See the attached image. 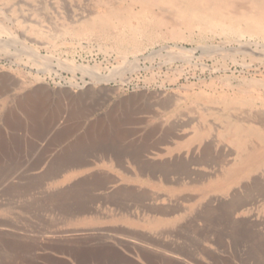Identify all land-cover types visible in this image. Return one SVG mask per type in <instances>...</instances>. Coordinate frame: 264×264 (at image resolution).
<instances>
[{
    "label": "rangeland",
    "instance_id": "1",
    "mask_svg": "<svg viewBox=\"0 0 264 264\" xmlns=\"http://www.w3.org/2000/svg\"><path fill=\"white\" fill-rule=\"evenodd\" d=\"M253 1L221 0L237 16ZM108 2L129 9L0 0V264H264V163L218 180L239 157L223 116L264 114V38L189 29L161 5L131 10L139 52L77 37Z\"/></svg>",
    "mask_w": 264,
    "mask_h": 264
},
{
    "label": "bare ground",
    "instance_id": "2",
    "mask_svg": "<svg viewBox=\"0 0 264 264\" xmlns=\"http://www.w3.org/2000/svg\"><path fill=\"white\" fill-rule=\"evenodd\" d=\"M123 1H127V4L129 5L128 6L129 9L126 11V13L121 11L122 7H124L123 4L115 5L114 3H109V2L105 3L97 9L95 15H93L92 17H87L86 19L83 18L81 20L80 26L77 28L74 34L80 38H83L82 36H85L87 34H93L96 35V37L99 36L102 39L112 40L114 42V45L118 49H123L124 42H130L133 44V46H135L134 49L136 50V52H139L140 50H139V46H137L138 44L136 39L138 34L144 33V30L142 32L137 27H135V25H132L133 21L137 20L138 17L135 15V13H133L134 15L131 14V10L133 9L134 6L136 7L137 5H140L143 8V12H144L143 17H146V14L149 15L152 14L153 11L152 9L154 6L161 5L163 7L166 6L172 9L171 11H173V17H174L173 20L176 22L177 25L178 24L184 25L189 29L198 27L201 32H205V33L213 32V33H220L225 35L227 34V35L239 36V37L248 35L253 37L259 36V38L260 37L264 38V0H254L253 8L256 9L257 11L254 13L253 12L249 13L245 16H237L233 14V12L231 11L226 12L227 7L225 5H222L221 0H123ZM103 8L106 11L101 12ZM155 18L156 16L152 20L150 19L151 21L148 22V24L144 23L145 28L159 25L160 20L159 19L155 20ZM120 24L129 27L130 33L132 31L131 33L132 37L126 36L125 30L120 28ZM114 25L119 26L118 31H115L113 29ZM33 30H34L33 33L36 34L37 30H35V27ZM149 40H151V38ZM137 62L138 61H135L134 63L136 64ZM66 66L71 71H73L74 80H77L76 77L77 73H81L84 76H89L91 73V68L85 65H77L74 62H72L66 64ZM134 69L137 70L139 68L136 65L134 66ZM95 77H96L95 79L91 78V81H95L96 84L103 83V81L106 82V77L103 78L102 76L103 79L101 78L100 75H97ZM66 83L68 85H71L67 81ZM78 84L75 81V85L72 86L82 88L88 85L89 83L87 81H83L81 86ZM57 86L63 87V85L61 84ZM30 95L28 93L24 96L25 97L24 100L22 101L20 100L21 101L20 105H23L22 107H24V105H26V107L33 105L34 99ZM241 108L242 107L240 106L239 109ZM30 115L32 116V114ZM243 115L242 117H236L234 116V114H228L223 116L221 120L222 122H224L223 133H225L224 135L225 139L227 141H230V143L239 152V157L238 160H236L235 164L231 166L228 170H226V172L220 178H218L219 181L222 180L220 182L221 186L226 185L227 180L231 178V175L235 174L237 170L244 169L245 176L250 177L251 174L253 173V168H256V171H258L261 168L262 164L264 163V114L251 113V111L249 112L247 111L243 113ZM205 132L206 130H199L196 133H205ZM201 137L202 134L195 135V139L197 140H200ZM214 186H219V184H217L216 182Z\"/></svg>",
    "mask_w": 264,
    "mask_h": 264
},
{
    "label": "crops",
    "instance_id": "3",
    "mask_svg": "<svg viewBox=\"0 0 264 264\" xmlns=\"http://www.w3.org/2000/svg\"><path fill=\"white\" fill-rule=\"evenodd\" d=\"M79 233H83V234H85V231H84V230H81V231L79 230ZM85 235H86V234H85ZM76 260L79 261L77 258H76Z\"/></svg>",
    "mask_w": 264,
    "mask_h": 264
}]
</instances>
